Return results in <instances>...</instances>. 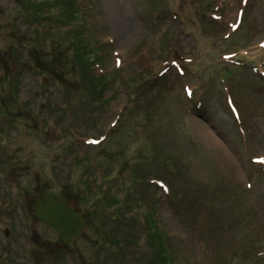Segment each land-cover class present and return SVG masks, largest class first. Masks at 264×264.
<instances>
[{"label": "rangeland", "instance_id": "1", "mask_svg": "<svg viewBox=\"0 0 264 264\" xmlns=\"http://www.w3.org/2000/svg\"><path fill=\"white\" fill-rule=\"evenodd\" d=\"M78 5L0 0V264H264V0Z\"/></svg>", "mask_w": 264, "mask_h": 264}, {"label": "water", "instance_id": "2", "mask_svg": "<svg viewBox=\"0 0 264 264\" xmlns=\"http://www.w3.org/2000/svg\"><path fill=\"white\" fill-rule=\"evenodd\" d=\"M38 219L58 232L61 244H68L81 236L86 221L83 216L66 201H60L51 196H44L37 203Z\"/></svg>", "mask_w": 264, "mask_h": 264}, {"label": "trees", "instance_id": "3", "mask_svg": "<svg viewBox=\"0 0 264 264\" xmlns=\"http://www.w3.org/2000/svg\"><path fill=\"white\" fill-rule=\"evenodd\" d=\"M50 1L54 5L53 9L59 11L60 13H61V11H64L65 8H67V5H68V8L70 7L69 10H68L69 13L68 12L66 13V15H67L66 19L69 22L70 21H74L75 22V21H79L80 20V17H79V5H78L79 4V0H50ZM62 16L64 17L63 14H62ZM79 34H80L79 37H81L82 36V32H80ZM79 39L78 38L77 39L73 38V43L72 44L74 46H77L76 47V49L78 50V57L77 58L82 60L83 65H85V70L90 73V77L91 78L88 76V79L90 78L89 80L92 81V78L95 77L92 74V69H93V67L95 68V64H98V61H99L98 58L100 57V55L97 54L98 53V49H94V50L91 51V53H87V51L84 50L85 48H88L87 44H86L87 42L83 41V43L80 44L79 43ZM93 54H96V55L93 56L92 59H91L90 56L93 55ZM95 70H96V68H95ZM105 79H106L105 77L96 78V81L97 80L101 81V83L104 84L105 83L104 82Z\"/></svg>", "mask_w": 264, "mask_h": 264}, {"label": "bare ground", "instance_id": "4", "mask_svg": "<svg viewBox=\"0 0 264 264\" xmlns=\"http://www.w3.org/2000/svg\"><path fill=\"white\" fill-rule=\"evenodd\" d=\"M54 230V229H53Z\"/></svg>", "mask_w": 264, "mask_h": 264}]
</instances>
